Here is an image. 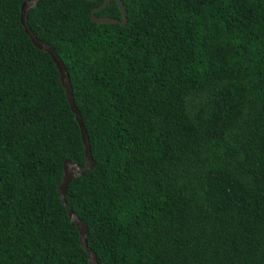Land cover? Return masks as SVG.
<instances>
[{
  "label": "trees",
  "instance_id": "obj_1",
  "mask_svg": "<svg viewBox=\"0 0 264 264\" xmlns=\"http://www.w3.org/2000/svg\"><path fill=\"white\" fill-rule=\"evenodd\" d=\"M24 1L0 0V264H89L58 195L80 130ZM104 1L28 14L89 138L65 199L98 264H264V0H121L124 27Z\"/></svg>",
  "mask_w": 264,
  "mask_h": 264
},
{
  "label": "water",
  "instance_id": "obj_2",
  "mask_svg": "<svg viewBox=\"0 0 264 264\" xmlns=\"http://www.w3.org/2000/svg\"><path fill=\"white\" fill-rule=\"evenodd\" d=\"M40 0H25L20 7V24L24 30V33L27 35V37L30 39L32 45L45 53L49 55L51 60L56 66V69L59 73L60 82L64 89L67 102L69 104L70 110L72 114L74 115V118L79 126L80 130V137L84 149V159L85 164L84 166H80L79 164H75L70 162L69 160H65L63 162V172H62V179L61 183L58 187V195L60 198L61 204L66 208L68 218L69 220L76 226L79 234V243L81 248L84 250L85 254L87 255L89 264H98L96 255L90 250V248L87 245V227L85 224L78 219V217L73 213L71 208L68 206L66 202V193L69 184L76 179L77 177L83 176L87 171H90L95 166V162L91 156V150H90V143L89 138L86 132V129L83 124L82 117L80 115V112L75 106L73 97H72V89L70 85V79L69 75L61 62V60L57 57L55 54V51L52 49V47L40 40H38L33 32L31 31L29 25H28V14L31 10H33ZM92 2H95L96 0H89ZM111 0H105L99 7L92 9L90 13V21L92 23L96 24H106V25H120L121 27H124L127 22V15L124 9V6L121 2V0H116L118 8L120 10L121 19H114L109 17H97L95 16V13L101 9H104L108 4H110Z\"/></svg>",
  "mask_w": 264,
  "mask_h": 264
}]
</instances>
